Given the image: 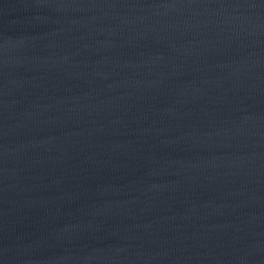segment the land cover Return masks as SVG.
I'll use <instances>...</instances> for the list:
<instances>
[{"label":"water","instance_id":"water-1","mask_svg":"<svg viewBox=\"0 0 264 264\" xmlns=\"http://www.w3.org/2000/svg\"><path fill=\"white\" fill-rule=\"evenodd\" d=\"M0 264H264V0H0Z\"/></svg>","mask_w":264,"mask_h":264}]
</instances>
